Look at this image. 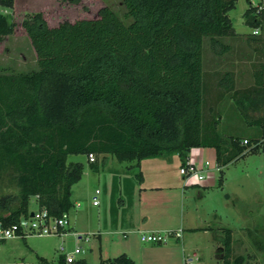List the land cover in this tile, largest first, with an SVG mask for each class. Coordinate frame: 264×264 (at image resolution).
Returning <instances> with one entry per match:
<instances>
[{
  "label": "trees",
  "instance_id": "16d2710c",
  "mask_svg": "<svg viewBox=\"0 0 264 264\" xmlns=\"http://www.w3.org/2000/svg\"><path fill=\"white\" fill-rule=\"evenodd\" d=\"M235 2L121 0L129 22L107 6L94 18L52 27L40 13L23 19L36 68L0 73V174L8 172L17 188V194L0 197V223L26 216L30 200L52 216L67 212L70 187L82 171L81 163H66L71 154H92L90 165L98 155L111 154L139 170L143 159L172 154L184 166L191 148L208 147L220 186L222 167L245 148L256 151L259 146L251 144L264 135V114L246 119L247 107L264 104V59L251 65L252 84L244 89L233 88L227 71L203 69L204 40L219 49L211 50L217 55L226 49L220 39L236 35L228 17ZM12 6L13 0H0L1 8ZM243 17L264 33V22L248 7ZM13 27L1 14L0 37ZM227 98L246 126L258 127L246 144L243 136L217 129V104ZM136 178L141 181L140 170ZM221 230V264H239L240 256L231 258L230 229ZM57 264H63L62 256ZM70 264L86 262L77 258ZM98 264L134 263L120 253L99 257Z\"/></svg>",
  "mask_w": 264,
  "mask_h": 264
},
{
  "label": "rangeland",
  "instance_id": "374dc122",
  "mask_svg": "<svg viewBox=\"0 0 264 264\" xmlns=\"http://www.w3.org/2000/svg\"><path fill=\"white\" fill-rule=\"evenodd\" d=\"M17 6L25 13L15 14L0 7L7 22L14 24L13 32H17L16 38L0 42V73L29 72L36 68L34 52L21 27L22 20L31 14L40 13L49 23L73 22L94 18L99 8L107 6L124 22L130 20L123 18L121 0H17ZM56 6L59 9L55 10ZM246 7V0H236L234 8L228 11L236 35L220 39L226 49L216 55L211 50L219 51L217 47L210 48L206 40L203 43V69L218 74L231 73L236 90L248 87L252 81L251 65L264 59V33L250 35L252 27L244 23L243 17ZM234 105L229 98L220 103L222 120L217 129L247 140V136L254 134L248 130L246 122L237 121ZM246 112L247 120L255 118L264 113V104ZM231 121L237 125L236 130L230 129ZM199 159L195 156L196 162ZM69 162L82 164L80 179L70 187L71 206L67 215L71 228L60 236H29L26 242L19 238L1 241L0 264H39L33 250L44 254L47 264H56L58 255L72 251L75 246L82 250L76 257H82L86 264H97L99 255L107 258L122 253L125 248L143 246L139 236L153 225L172 228L167 231L182 230L178 243L168 238L175 247L167 250L170 264H184V256L192 250L201 256L200 261L192 258V264H221L222 228L231 231L232 259L240 256L239 264H264V147L259 146L256 151L245 148L242 155L223 166L220 186L216 185L217 171L212 170V175H207L200 186L189 187L182 197L173 188L141 189L136 178L139 170L132 166L133 162L119 163L111 154L98 155L94 165H90L83 154L67 155L66 163ZM162 165L171 178L179 176L180 161L175 154L163 159ZM94 190L98 193L94 194ZM15 194L17 188L8 172H1L0 197ZM92 197L97 206L91 204ZM28 207L37 209L33 200ZM201 226L207 232L197 230ZM71 232L88 234L90 241L76 242ZM96 232L100 234V242L93 235ZM168 241L166 243L170 244ZM181 248L185 251L183 256Z\"/></svg>",
  "mask_w": 264,
  "mask_h": 264
},
{
  "label": "built area",
  "instance_id": "2783aa9c",
  "mask_svg": "<svg viewBox=\"0 0 264 264\" xmlns=\"http://www.w3.org/2000/svg\"><path fill=\"white\" fill-rule=\"evenodd\" d=\"M246 5L250 9L252 16L264 22V0H246ZM5 9V8H3ZM4 12V10H3ZM2 14V12H0ZM0 14V15H1ZM261 32L260 26L252 27L250 35L256 36ZM242 144H246L247 141L243 139ZM252 146H264V135L258 138L251 144ZM195 150L191 148L187 153L185 159V165L180 166L178 169L179 174L182 176L185 182L192 181L198 183L202 181L207 175H212V170L217 171L216 165H210L207 160L199 159L195 161ZM88 162L94 161V156L88 154L86 156ZM190 179V180H189ZM193 179V180H192ZM98 191L94 190V194ZM91 204L97 205L95 197H92ZM31 213V215H30ZM70 228L67 212L61 213L59 216H52L45 208L36 209L29 212L26 216L20 217L16 222L2 225L0 223V242L11 238H24L27 236H52V235H64L65 231ZM76 242L83 241L84 243L90 241L88 234H79L71 232ZM181 237V229L169 230L162 232H146L141 233L139 239L143 243L164 244L168 241V238L179 239ZM62 250V247L59 248ZM79 246H75L72 251L64 252L62 254L63 264L72 263L76 255L81 253ZM192 258L197 259L196 255L189 254L184 256V264H192Z\"/></svg>",
  "mask_w": 264,
  "mask_h": 264
},
{
  "label": "crops",
  "instance_id": "0c3cea01",
  "mask_svg": "<svg viewBox=\"0 0 264 264\" xmlns=\"http://www.w3.org/2000/svg\"><path fill=\"white\" fill-rule=\"evenodd\" d=\"M19 9L20 8H18V6H17V0H13V6H12V8H10V12L15 13V14H19V13L24 14L25 13V12H21L23 10L19 11ZM54 9L57 10V9H59V7L56 6ZM43 19L45 20V22L47 23V26H49V27L55 26L59 23V22L49 23V21H48L49 19L47 20L46 17H43ZM15 34H17V32L15 33V30H14V32H12L11 34L0 37V42L2 40H8V38H16ZM251 84H252V81L248 85V87L251 86ZM220 103L217 104L218 109L220 107ZM233 108L236 109L235 106ZM250 109L251 108L247 107V110H250ZM236 113L238 115L237 109H236ZM261 115L262 114H260L259 116H261ZM237 117H238L237 121L240 122L241 119H240L239 115ZM220 120H222V118H220ZM229 127H230V129H233V130L237 129V125L236 124L234 125V122H232V121L229 123ZM248 130L251 133H256V132H258V127L249 126ZM194 150H195V153H194L195 156H198L200 159L207 160L210 165L215 164L214 151L212 148H208V147L194 148ZM163 159H165V158H149V159H143L139 162V170L141 173V181L139 182V184L141 185V189L148 188V189H153V190H161V189L170 190L173 188V189H176L178 191L179 195L182 197L186 193V191L188 190L189 187L201 185V181L198 183H195L192 181L185 182L180 174H179V176L176 177V179L171 178V176H169L166 172L163 171V165H162ZM194 159H195V157H194ZM196 194L199 195L200 194L199 191H196ZM34 204H35V202H34ZM95 206H97V205H95ZM36 208L37 207L35 204V209ZM28 211L31 212L34 210L28 207ZM70 228H71V225H70ZM168 229H172V228H168ZM168 229H167V227H164V226L153 225V226H148L146 231H148V232H153V231L161 232V231H167ZM199 229L202 230L201 232H203V233L207 232L205 227H202V226H201V228L197 227V230H199ZM93 235L98 240V242H100L99 232H96V234H93ZM181 236H182V230H181ZM28 238H29V236L24 237V238H19V239L26 242ZM181 238L182 237H180L178 240L181 241ZM171 240H174L176 243H178L177 239L171 238ZM139 242L143 246L137 245V247H128V248H125L122 252L125 255H127L133 261L134 264H170L171 256L168 254L169 252L167 250H169V248H171V247L172 248L174 247L172 243H170L168 241V243H170V244L165 243V245L164 244L162 245V244H153V243H143L141 241H139ZM99 251H100V253L103 251L101 246L99 247ZM33 253H34V255H36L38 257L37 259H38L39 264H47V261L44 257V254H42L41 252H39L37 250H33ZM181 253H182V256L185 254V251L182 248H181ZM190 254L196 255L198 261L201 260V256H198L194 250H192L190 252ZM59 256H62V255L60 254V255H58V257ZM58 257H57V260H58ZM99 257H101V256L99 255ZM111 257H114V256H111ZM78 258H82V257H78ZM107 258H110V256H108ZM39 259H42V260L40 261ZM56 264H57V261H56ZM97 264H98V262H97Z\"/></svg>",
  "mask_w": 264,
  "mask_h": 264
},
{
  "label": "water",
  "instance_id": "95a60500",
  "mask_svg": "<svg viewBox=\"0 0 264 264\" xmlns=\"http://www.w3.org/2000/svg\"><path fill=\"white\" fill-rule=\"evenodd\" d=\"M30 215H31V213H30Z\"/></svg>",
  "mask_w": 264,
  "mask_h": 264
}]
</instances>
